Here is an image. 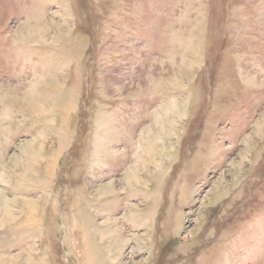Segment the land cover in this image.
<instances>
[{
    "label": "rangeland",
    "instance_id": "1",
    "mask_svg": "<svg viewBox=\"0 0 264 264\" xmlns=\"http://www.w3.org/2000/svg\"><path fill=\"white\" fill-rule=\"evenodd\" d=\"M3 263L264 264V0H0Z\"/></svg>",
    "mask_w": 264,
    "mask_h": 264
},
{
    "label": "bare ground",
    "instance_id": "2",
    "mask_svg": "<svg viewBox=\"0 0 264 264\" xmlns=\"http://www.w3.org/2000/svg\"><path fill=\"white\" fill-rule=\"evenodd\" d=\"M11 261V260H10ZM4 264V263H3ZM8 264V263H7Z\"/></svg>",
    "mask_w": 264,
    "mask_h": 264
}]
</instances>
